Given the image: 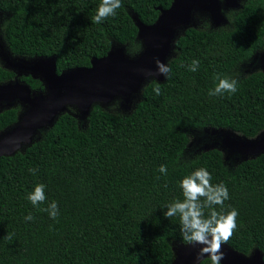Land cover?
Wrapping results in <instances>:
<instances>
[{
  "label": "trees",
  "instance_id": "obj_1",
  "mask_svg": "<svg viewBox=\"0 0 264 264\" xmlns=\"http://www.w3.org/2000/svg\"><path fill=\"white\" fill-rule=\"evenodd\" d=\"M101 2L0 0V12L10 15L5 40L16 56L55 57L58 74L88 68L114 42L136 43L133 15L153 25L173 0H121L114 16L94 23ZM263 13L264 0H250L232 15L231 30L188 29L169 62L170 78L148 84L130 115L96 105L82 130L74 116L63 114L24 153L1 158L0 264H173L171 242L185 243L179 216L167 219L166 206L183 200L180 182L202 167L213 185L227 187L224 210L239 213L224 245L246 256L264 253V154L234 169L218 149L184 159L190 144L185 130L225 129L247 138L264 131V73L238 80L235 94L209 95L217 74L233 78L237 66L264 50ZM193 60L200 61L195 72L188 70ZM15 78L0 63V83ZM24 80L32 89L42 86ZM18 116L17 108L1 112L0 133ZM161 165L167 175L158 171ZM41 183L47 199L33 206L27 196ZM53 201L56 219L42 210ZM29 214L33 220L25 219Z\"/></svg>",
  "mask_w": 264,
  "mask_h": 264
},
{
  "label": "water",
  "instance_id": "obj_2",
  "mask_svg": "<svg viewBox=\"0 0 264 264\" xmlns=\"http://www.w3.org/2000/svg\"><path fill=\"white\" fill-rule=\"evenodd\" d=\"M224 1L222 4L221 0H173L169 9H160L157 22L150 26L133 16L139 28L138 37L143 39L145 45L144 52L136 58H128L123 49L114 51L112 47L106 57L93 60L91 67L77 68L62 74H58L55 57H34L39 59L35 65H18L42 75L48 84L50 95L47 98L33 96L31 86L18 81L0 83V103L20 101L28 107L24 114L19 113L14 125L0 133V159L14 156L24 146L30 147L40 141L35 138L37 133L51 129L59 117L66 114L69 105L79 107L89 117L94 106L109 103L117 97H122L129 103L132 95L141 91L151 78L158 83L166 81L164 75L158 74L156 60L167 65L173 44L176 48L179 40L176 39L177 32L189 27L194 11L210 13L214 23L219 26L226 21L223 9L228 8L229 4L231 8L240 7L239 0ZM258 136L246 137L250 140L238 142L235 147L255 159L264 154V137L258 140ZM201 247L202 245H190L185 254L178 256L173 264H199L196 257ZM222 251L225 259L221 264H264V253L260 250L254 251V255L252 253L246 256L223 245Z\"/></svg>",
  "mask_w": 264,
  "mask_h": 264
},
{
  "label": "clouds",
  "instance_id": "obj_3",
  "mask_svg": "<svg viewBox=\"0 0 264 264\" xmlns=\"http://www.w3.org/2000/svg\"><path fill=\"white\" fill-rule=\"evenodd\" d=\"M121 7V0H102L96 15L93 17L94 23H101L109 16H114L116 10ZM200 64L199 60H193L188 70L195 72ZM159 75L170 78L171 68L159 59L156 60ZM218 82L214 90L209 91L210 96H222L225 93L235 94L238 80L230 77H215ZM160 95V88L154 89ZM33 174L35 169H29ZM158 171L167 175V167L161 165ZM159 179V177H157ZM212 176L206 168H199L186 176L179 187L182 189L183 200H175L166 206L165 217L171 219L174 216L180 218V232L183 242L187 245H202L196 259L199 264H207L204 257L210 259L211 264H221L225 259L222 246L226 244L234 235L237 229L238 210L232 208L225 211L224 202L229 199L227 187L223 184L213 185ZM167 185H165L166 187ZM45 185L38 184L34 191L30 192L27 199L33 206H39L46 201ZM219 206L220 210H217ZM207 209V214L205 210ZM50 218L56 219L59 215L57 202L53 201L45 209ZM26 220H33L31 214L25 217ZM11 238L10 234L7 235Z\"/></svg>",
  "mask_w": 264,
  "mask_h": 264
},
{
  "label": "rangeland",
  "instance_id": "obj_4",
  "mask_svg": "<svg viewBox=\"0 0 264 264\" xmlns=\"http://www.w3.org/2000/svg\"><path fill=\"white\" fill-rule=\"evenodd\" d=\"M250 0H239V3L242 5L240 8H237L235 10H228L225 9L223 11V15L226 19L225 22L221 23V25H216L214 21L212 20L209 13L203 12V11H194L193 13V20L191 21V24L189 27L182 28L177 32L176 39L181 38L184 36L186 30L188 28H194L197 30H207L210 32L213 31H221V30H231L233 28L232 24V14L235 11H239L242 9V6L244 4H247ZM264 15V13H263ZM134 16V15H133ZM10 18L9 13H3L0 12V63L3 68L13 71L16 75V79L13 80V83L19 82L21 84H27L24 80L27 77H31L35 80H38L41 82L42 86L38 89H33V96L36 97H43L47 98L50 95L49 87L47 82L45 81L44 77L39 74H35L31 71H28L24 68L18 67V65L21 66H33L37 63L39 60L38 58L34 57H21L14 55L4 36V30L6 23L8 22ZM135 45H138V50L135 51ZM120 49H123L126 56L128 58H136L140 54L144 52L145 45L144 41L141 38H137V41L135 44H129L126 46H122L116 42L113 43V50L118 51ZM262 53H255L254 57L247 62H244L237 66L235 71L233 72V78L240 80L243 78H246L252 74H256L259 72L264 73V60H261V57L264 55ZM178 52L175 48V45L173 44V49L171 50L168 59L167 64L177 57ZM6 58H9L10 61L17 65L16 68L12 67L7 64ZM154 81L152 78L148 80L143 89L139 91L137 94L132 95L131 101L129 103H126L125 99L122 97H117L110 101L109 103H102L100 104V107L111 113H120L123 115H130L136 108V106L142 101L143 96V90L147 84ZM10 108H17L19 109V113L22 115L25 113V111L28 109L26 105H24L20 101H16L13 103H0V112H3ZM66 114H70L74 116L78 121L80 128L82 130H85L88 126V117L85 115L81 109L75 105H69L66 112ZM62 116V115H61ZM60 116V117H61ZM59 117V118H60ZM50 128L44 129L43 131H40L36 135V139H41L42 136L49 130ZM185 132L189 135L190 138V144L185 151V161H191L192 159H195L202 153L212 150V149H218L224 153L225 156V163L229 169H234L239 164H241L244 161L250 160L252 156L246 155L244 151H241L240 148H236L235 144L238 142H244L250 139H247L242 134L234 132L232 130H221V129H213V128H207V129H188L185 130ZM3 136V134H2ZM264 137V131L260 133V135L257 137L258 140H261ZM256 138V139H257ZM27 146H24L20 152L24 153L27 150ZM175 259H178V256L181 257L185 254L186 250L190 247V245L183 244L178 241L171 242ZM252 255V254H251ZM254 255V253H253Z\"/></svg>",
  "mask_w": 264,
  "mask_h": 264
},
{
  "label": "flooded vegetation",
  "instance_id": "obj_5",
  "mask_svg": "<svg viewBox=\"0 0 264 264\" xmlns=\"http://www.w3.org/2000/svg\"><path fill=\"white\" fill-rule=\"evenodd\" d=\"M221 1H222V4L225 3L224 0H221ZM229 5H230V4H229ZM229 5H228V8H225V9H227V11H228V10H235V8H231ZM231 5H232V4H231ZM239 5L241 6L242 4L239 3ZM245 5H246V4H244V5L242 6V9H241V10H239V11H235V12H233V14L242 11V10L244 9ZM222 8H223V7H222ZM239 8H240V7H239ZM225 9L222 10V13H223V11H224ZM225 11H226V10H225ZM225 11H224V12H225ZM209 14H210V13H209ZM233 14H232V15H233ZM263 51H264V50H263ZM263 51H258L257 53H262ZM263 54H264V53H263ZM261 60H264V55L261 57ZM6 62H7V64H9L10 66H12V67H16V65L13 64V63H11V61H10L8 58H6Z\"/></svg>",
  "mask_w": 264,
  "mask_h": 264
}]
</instances>
